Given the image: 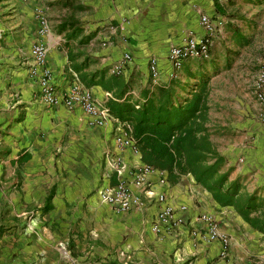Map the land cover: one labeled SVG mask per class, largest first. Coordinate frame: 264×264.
<instances>
[{
	"label": "crops",
	"instance_id": "crops-1",
	"mask_svg": "<svg viewBox=\"0 0 264 264\" xmlns=\"http://www.w3.org/2000/svg\"><path fill=\"white\" fill-rule=\"evenodd\" d=\"M38 10L50 26L47 66L56 94L77 82L106 103L122 87V98L140 100L151 59L166 80L170 48L205 35L207 17L208 58L185 60L177 79H208L210 137H226L225 145L212 140L232 178L244 177L248 191L264 190V122L253 92L264 57V0H0V264H264L263 235L191 176L169 183L154 170L136 187L131 176L141 156L117 145L118 125L97 127L79 105L41 101L29 74ZM124 53L131 63L114 76ZM121 182L142 208L123 212L100 200ZM159 194L175 213L154 233ZM203 214L229 237L225 256L218 242L206 241Z\"/></svg>",
	"mask_w": 264,
	"mask_h": 264
},
{
	"label": "trees",
	"instance_id": "trees-1",
	"mask_svg": "<svg viewBox=\"0 0 264 264\" xmlns=\"http://www.w3.org/2000/svg\"><path fill=\"white\" fill-rule=\"evenodd\" d=\"M189 80L197 82L182 84L175 79L151 87L148 79L140 100L122 98L126 88L120 85L121 94L106 105L126 126L144 165L166 173L169 183L191 176L219 207L232 208L264 238V190L248 191L244 177L232 178L234 168L228 166L207 126L208 79L190 76Z\"/></svg>",
	"mask_w": 264,
	"mask_h": 264
},
{
	"label": "built area",
	"instance_id": "built-area-1",
	"mask_svg": "<svg viewBox=\"0 0 264 264\" xmlns=\"http://www.w3.org/2000/svg\"><path fill=\"white\" fill-rule=\"evenodd\" d=\"M227 1V0H224ZM37 22V34L38 40L33 43L31 47V54L34 60L33 66L29 72L31 79L38 85L40 89V98L43 103L50 106L63 105L67 109L72 110L76 105H79L86 116L90 118V124L97 127H104L109 122H114L119 126L121 136L117 139V145L119 147H128L137 152L132 140L128 137L126 132V126L115 118L106 102L97 100L93 93L75 82L68 91L56 94L55 84L53 81V73L47 66L48 45L45 38L49 35L50 26L49 22L41 10H38L35 15ZM201 24L206 29V34L203 36L189 35L183 45L172 46L168 53V62L171 70L166 76V80L163 79L162 73L159 70L157 63L154 59L149 62V80L151 87L158 85H166L171 80H175L178 77V72L182 67L185 60L188 59H206L209 54L210 38L213 33V26L210 20L203 16L201 18ZM1 37V30H0ZM131 55L124 53L121 59L111 68L110 72L114 76H121L124 74L126 67L131 63ZM254 95L261 106V120L264 122V58L259 64L258 72L254 80L253 85ZM106 98L110 99L109 94ZM150 166L142 165L136 171L133 172L131 179L132 183L136 187H142L147 184L146 177L153 172ZM160 183L164 184L165 180L160 179ZM100 200L115 207L118 211H130L135 208H142L144 202L140 197L134 194L129 184L121 182L117 186L107 189L99 193ZM164 194H159L156 197L157 203L160 205L157 212L155 222L152 225V231L154 233H160L161 227L168 224L175 213L171 206L165 204ZM186 210L185 206H181L179 211L182 213ZM206 224L205 239L208 242H218L221 247V256L227 254L229 246V237L220 231L219 225L214 218L208 214H203L200 217Z\"/></svg>",
	"mask_w": 264,
	"mask_h": 264
},
{
	"label": "rangeland",
	"instance_id": "rangeland-1",
	"mask_svg": "<svg viewBox=\"0 0 264 264\" xmlns=\"http://www.w3.org/2000/svg\"><path fill=\"white\" fill-rule=\"evenodd\" d=\"M262 59L260 60V62L262 61ZM212 139L213 140H216V139L218 140L219 139L220 143L223 144V145H225V141L227 140L226 137H212Z\"/></svg>",
	"mask_w": 264,
	"mask_h": 264
}]
</instances>
